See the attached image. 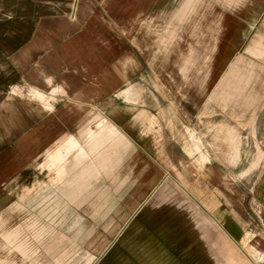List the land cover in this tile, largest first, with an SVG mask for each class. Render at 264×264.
Here are the masks:
<instances>
[{
  "label": "crops",
  "instance_id": "crops-1",
  "mask_svg": "<svg viewBox=\"0 0 264 264\" xmlns=\"http://www.w3.org/2000/svg\"><path fill=\"white\" fill-rule=\"evenodd\" d=\"M262 1L0 0V264H53L40 248L58 226L65 237L56 216L87 207L103 213L96 210L108 204L103 199L127 219L96 264H216L220 246L223 264L231 246L241 264H264V141L250 144L256 157L246 158V127L233 126L225 111L184 113L179 95L152 92L151 78L172 58L198 56L199 23H228L221 37L230 45L232 15L246 31L250 24L236 53L264 68ZM237 61L202 103L225 97ZM219 134L216 146L210 137ZM183 150L201 168L191 162L185 170ZM230 150L241 167L234 182L215 153ZM184 172L191 194L180 184ZM204 181L214 201L203 211L215 226H191L196 234L185 239L182 205L157 190L172 182L175 197L197 200ZM39 226L50 236L33 235Z\"/></svg>",
  "mask_w": 264,
  "mask_h": 264
},
{
  "label": "rangeland",
  "instance_id": "rangeland-1",
  "mask_svg": "<svg viewBox=\"0 0 264 264\" xmlns=\"http://www.w3.org/2000/svg\"><path fill=\"white\" fill-rule=\"evenodd\" d=\"M254 1L256 0H247V4L250 5ZM262 3L264 4V0ZM214 12L217 15L219 9L215 8ZM232 14L237 15L238 9L233 8ZM188 25L190 26V24ZM227 26L228 23L224 24L221 21L199 23L198 42L200 53L198 56L196 54L193 56L182 55L176 60L172 58V62L168 63V71H153L151 76L152 92L163 96L179 95V98L182 100L179 103V107L184 113L196 110L227 112V116L230 117V122L233 126L246 127L247 134L241 136L240 146L241 148H246V150L242 151L246 158L254 159L256 152L248 150L250 144L255 145L259 141H264V68L255 60L249 58V56L236 53L239 46L241 44L243 45L245 41L244 38L240 39V32L243 31L244 34L248 33L250 24H247L246 31L245 24L237 22V19L233 15L231 16L230 45L227 44L228 40L222 39L221 37L224 27L227 28ZM227 46L231 47L232 54H216V52L222 50L220 48L225 47L226 49ZM236 59H239L236 65L237 68L233 71L234 78L230 81V87L226 91L225 97L217 94L214 101L202 103L213 90V84L216 80L221 77L224 71L227 72L225 69H228L230 63L232 64ZM191 61L193 62L192 65ZM185 62H189L187 65L188 69L183 71L179 70ZM176 67H179V71H175ZM176 77L182 79V84H179V86L177 83H174V78L176 79ZM170 78L171 80H169ZM215 121L217 122L218 119H215ZM239 122L241 123L240 125L238 124ZM203 124L204 122H201V125ZM153 125H156V123ZM194 137H199L200 143H203L201 135H195ZM203 138L207 139L206 136ZM222 138L223 136L220 134L215 135L214 138L210 137V142H214L218 146L223 144ZM182 143L184 148H187L189 145L187 143H190L187 136H183ZM185 150H183V154L186 160L184 159L183 167L184 169L186 168L185 170H189L191 169L189 167L191 162L196 164V157L187 155ZM230 152L231 150L215 151L219 156L218 160L224 161L228 165L227 168H222L227 173L226 180L229 178L234 182L239 178L238 173L241 167L236 165L238 164L237 157L234 160L231 159ZM197 166L201 168L199 163L196 164ZM188 178H190L189 172H184L182 175V180H184L182 182L180 181V184H182L181 186L186 191L185 193L188 192L191 194V187L194 184L185 181ZM206 185V181L199 184V192L202 198L197 200L188 198L186 194H182V198L175 197L180 195V189L172 182L161 184V187L157 190L169 196L166 201L171 205H182V210L185 212L183 219L185 218L184 220L186 221L180 227L186 234L185 239H190L196 234V231L191 226H215L207 218L206 212L203 211V209L208 208L210 202L212 203L214 201L212 193L206 191ZM102 201L104 204L108 201V204L103 206L102 209L98 208L96 210H102L103 213L94 214L92 211L95 209L87 207L85 208L87 211L86 214H66L65 220L63 221L61 216H56L58 218L55 222H59L61 224L60 226L63 225V222H66L65 237L63 238L61 235L63 232L61 228L58 230L59 226H56L57 229L55 228L52 237H48L51 240H49L46 246L40 248V254L53 256V264H96L98 259L114 245L119 232L125 227L122 226V223L127 219V216L124 214L110 213L112 210L110 207L112 201L110 199H103ZM197 201L200 204L199 207L197 206ZM24 226L35 225L26 222ZM44 228L43 226H39L38 232H35L33 235L46 239V236L50 235H46L47 228L45 226ZM207 232L209 235L213 234L214 238L219 237L217 231ZM207 232L205 231V234ZM30 234L28 235L30 236ZM223 249L221 246L215 248L216 260H218L216 264H223ZM225 254H228V252ZM239 255V252L231 246L230 258L225 264H241L240 260L242 259H240Z\"/></svg>",
  "mask_w": 264,
  "mask_h": 264
}]
</instances>
